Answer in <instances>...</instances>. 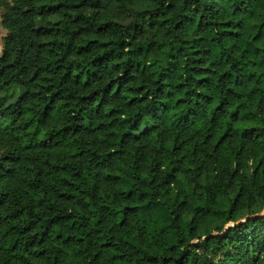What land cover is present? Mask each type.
I'll return each mask as SVG.
<instances>
[{
  "label": "trees",
  "instance_id": "trees-1",
  "mask_svg": "<svg viewBox=\"0 0 264 264\" xmlns=\"http://www.w3.org/2000/svg\"><path fill=\"white\" fill-rule=\"evenodd\" d=\"M0 18V264H264V0Z\"/></svg>",
  "mask_w": 264,
  "mask_h": 264
},
{
  "label": "rangeland",
  "instance_id": "rangeland-1",
  "mask_svg": "<svg viewBox=\"0 0 264 264\" xmlns=\"http://www.w3.org/2000/svg\"><path fill=\"white\" fill-rule=\"evenodd\" d=\"M5 0H0V15H1V12H2V3L4 2ZM1 20V18H0ZM7 33L6 29H4L1 24H0V53H1V50H2V38L3 36H5ZM252 218H257V219H264V212H260V213H257V214H254L251 216ZM247 217L241 219L240 221L244 222L246 221ZM231 224V223H229ZM228 224V225H229Z\"/></svg>",
  "mask_w": 264,
  "mask_h": 264
}]
</instances>
